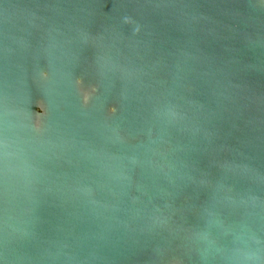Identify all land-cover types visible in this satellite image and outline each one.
Returning a JSON list of instances; mask_svg holds the SVG:
<instances>
[{
  "label": "water",
  "instance_id": "95a60500",
  "mask_svg": "<svg viewBox=\"0 0 264 264\" xmlns=\"http://www.w3.org/2000/svg\"><path fill=\"white\" fill-rule=\"evenodd\" d=\"M0 264H264V0H0Z\"/></svg>",
  "mask_w": 264,
  "mask_h": 264
}]
</instances>
